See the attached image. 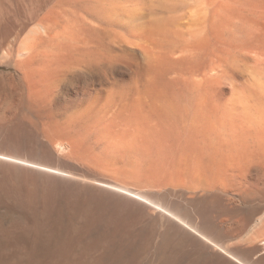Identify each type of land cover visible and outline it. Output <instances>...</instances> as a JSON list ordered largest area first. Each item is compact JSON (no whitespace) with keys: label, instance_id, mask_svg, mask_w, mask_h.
I'll list each match as a JSON object with an SVG mask.
<instances>
[{"label":"bare ground","instance_id":"bare-ground-1","mask_svg":"<svg viewBox=\"0 0 264 264\" xmlns=\"http://www.w3.org/2000/svg\"><path fill=\"white\" fill-rule=\"evenodd\" d=\"M58 1L76 16L26 27L10 51L46 64L26 97L13 83L21 110L0 114V211L12 216L8 224L0 218V264H264V84L222 88L213 65L174 78L191 55L211 51L218 0ZM227 2L219 4L217 22L234 16ZM250 22L239 28L244 37L263 36L264 24ZM96 68L113 80L81 97L70 86L66 106L54 111L66 79ZM171 68L176 83L165 77ZM174 88L178 94L167 97ZM247 97L256 99L259 115L249 112ZM149 119L184 156L179 171L171 166L182 178L161 193L135 181L161 172L144 169L142 149L130 144L132 129ZM127 156L134 170L102 165ZM234 222L248 231L227 236L251 245L257 262L219 236Z\"/></svg>","mask_w":264,"mask_h":264},{"label":"rangeland","instance_id":"rangeland-1","mask_svg":"<svg viewBox=\"0 0 264 264\" xmlns=\"http://www.w3.org/2000/svg\"><path fill=\"white\" fill-rule=\"evenodd\" d=\"M9 1H11V2H9ZM57 1L58 0H54V1L53 0H45V1H43V3H39V1L36 2L35 0H20V1L19 0H3L0 2V5H2L0 8V13H2V14H0V57L4 56V58H0V114H1V116L9 117V116L13 115L14 112L16 113L18 110H21V107L19 104L15 105L16 103H18L17 99L19 97L18 96L19 93L16 94L17 91L15 90L16 91L15 92L13 90L15 88V87L14 88L12 87L13 83L18 84L19 87L22 88V90L24 89V91L22 93L23 94L25 93V97H26V95L30 89L29 86L34 85V84H31V82H32L31 80L35 81L34 83L37 82V80H35L37 77L36 72L38 71V69L41 70V68L46 64V62H40V60L43 61L44 58L37 57L34 59H32V58L29 59L30 61L29 60L26 61L23 58L15 57L16 55L13 54V52H10L13 50V48H15V45L18 42V37L21 38V34H23L22 30L25 29L26 27L33 28L35 25H39L41 22H44L47 19L51 20V21L53 20L55 22L58 19L57 22L61 21V23H63L66 20V18L68 19V18H72L73 16L74 17L76 16V15H74V14H76V12H73V11H75L74 8H73V11H72L71 7H68L67 9H63L66 7H62L61 8L62 10H61L59 8L60 6L58 5L59 1L58 2ZM223 1L224 0H218V4H217L218 7H216L213 11L214 29H216L215 34H217V35H214L215 38H214L213 43H212L211 51L208 52V51H206V49H204L203 52L197 51L198 53H196V55L195 54L191 55V59H189V61H188V59H186L188 61V63H186V60L183 61L184 62L183 66H185L184 64H186L185 68L182 66L184 69L181 68L179 66V64L176 63L177 66H179L176 68L177 70L175 69V67L174 68L172 67V68L176 70L175 73L177 75L175 76V74L173 73L175 70H173L171 68L172 70L170 69L169 73H171V71H172V73L174 75L172 73L171 74L167 73L166 74L167 76L165 75V77H167V78L169 77L168 82L173 83L172 81L175 80L174 78L177 79L178 75L184 76L185 78L181 77V80H182V78L185 80L186 78L191 76V75L189 76V73H191V72L193 73L194 71H198V68L199 69H205L206 65H209V66L213 65L212 68L214 69L213 70L214 72L213 71L212 72L214 75L217 76V78H219L221 80L220 81V83H221L220 87H222V88H225V89L227 88L229 90L230 86L233 85L232 86L233 88L237 89L240 92H243L244 90H246V91L254 90V88H253L254 85H252V84H254L253 81L255 79L264 84V35L263 36H261L260 34L258 35V33L256 32L257 35L259 37H262V38H259L257 35H255L256 33L254 34V36H256V37L255 38L253 37V39H252V37H251V39H250V37L245 38L243 32L239 29V28H242L241 24L243 23V21L249 22L251 20L250 24L251 25L254 24L256 27H258L256 24H258V25L260 24L259 26H261V23L264 24V0H256V1H258V2L255 1L256 3L253 2L256 5L253 3L247 4L245 2L246 0H228V2H227L228 9H229L228 12L229 11L232 12V15H234V16H231L230 15L231 13H230L229 14L231 16L230 17L227 13L226 17L223 18V20H222L223 23L221 21H220L221 22L220 23V22H217L216 20L220 19V17H219L220 16L219 15V6L220 5L219 4L223 3ZM37 3L39 5H37ZM55 3H56V5H55ZM56 6H58V7H56ZM69 8L71 9V11ZM34 10H35V12H34ZM60 11L62 13L63 12L64 13L60 14ZM47 13L49 14V16H47L48 15ZM65 14H67V15L69 14V16H67ZM238 14H239V16H238ZM51 15H53V16H51ZM55 16H56V18H55ZM70 16H72V17H70ZM38 17H39V19H38ZM60 18H62L64 21H62V19H60ZM241 19H243V21H241ZM259 22H261V23H259ZM216 27H219L218 30ZM234 37L236 40L234 39ZM240 37L243 38L242 40H244L243 41L244 43L241 42L242 45L239 42V40L241 41ZM248 39H250V40H248ZM258 40H260L261 42ZM230 41H231V43H230ZM252 47H256L258 49H253ZM11 48H12V50H11ZM44 48L47 49L46 46H44L43 49ZM213 50H214V52H212ZM257 51H259V52H257ZM205 52H207V53H205ZM3 53H12L11 58L8 57L7 55L1 56ZM202 53L204 56L206 54L207 55L205 57L201 56L200 59H202V60L200 61L198 56H200L199 54L202 55ZM255 53L259 54V56H256ZM209 54L212 57L211 56L209 57ZM178 55L177 56L175 55V57L177 58ZM179 57H180V55H179ZM195 57H198L196 59H198L200 61V63H202L203 65L201 64V66H198L197 64L199 62L196 61V59H194ZM176 58H174V59H176ZM189 58H190V56H189ZM21 59H23V60L21 61ZM208 61L210 64L208 63ZM211 61L213 64H211ZM38 63H39V65H36ZM192 66H194V68H192ZM209 66H207V68H209ZM219 66H220V68H216ZM178 68L179 69L181 68L182 71L178 70ZM188 68H189V71H187ZM190 68L192 69V71H190L191 70ZM220 70L223 72H221ZM181 72H183V73H181ZM33 75H35L34 76L35 78H33ZM172 77H174V78H172ZM26 78H28V79H26ZM29 78H32V79L29 80ZM101 78H103V80ZM106 78H107V81L113 80V79H110L111 77L106 76L105 74H102L101 70H98V68H96V70L95 69H92V70L81 69V70H77V71L73 72L66 79V81L63 83V86H62L63 88L62 87L60 88V92H59L60 95L58 94V96L56 97V100H55L56 105H54L55 108H53V110L55 111V109L57 107L56 112L59 113L58 108L60 110V108L63 107L64 104H66V103H64L65 102L64 100L68 99V98L64 99V97H65L64 94L69 93L70 86H71V88H74V91L75 90L77 91V92L75 91L77 93V95L79 93V95L81 97L82 95H84V92H85V94L87 92H89L91 90V88H93V86L98 87L99 85L103 84L106 81ZM112 78H113V76H112ZM24 80H26L27 82ZM24 82H25V84H24ZM28 82H30V83H28ZM26 83L28 85H26ZM251 85L253 87H251ZM178 89H179V87H178ZM171 91H172V89H171ZM173 91L175 93H173V92H172V94L166 93L167 97H171V95L178 94V92H179V90H177V92H176V88H174ZM70 99L72 100L73 98H70ZM71 100H66V101L67 102L70 101L74 105L73 101H71ZM246 100L251 101L250 105H249V103L247 104V108H248L249 112L253 116L259 115V113H261L260 110L258 109L259 106L257 104V107L255 108V104H254L255 102H253L256 99L253 97H250V98L247 97ZM25 101H26V98H25ZM60 101L62 102V104ZM57 104H58V106H57ZM60 104L62 106H60ZM17 106L20 109H18ZM64 106H66V105H64ZM252 106H254V108L256 110L257 109L258 110L257 111L254 110V108ZM14 107L15 108L17 107L16 110H14ZM253 110L255 112H253ZM12 111H13V114H12ZM257 112H259V113H257ZM253 113H256V114H253ZM148 121H150V122H148ZM148 121L142 123L141 126H139L137 129H132V135H133V137L136 136L135 137L136 140L134 139V141H133L134 143H132V141L130 142L131 148L134 146V147L139 148V150L142 149L141 153L143 152L142 156L144 159L143 160V163H144L143 168L144 169L149 168V170H151L156 165L155 171L159 170L162 173L158 172L159 174H154V175L152 173V174H149L145 178H136L138 180H135V181L137 183H138V181H140L142 183V185L144 184L143 186H146V187H144L145 189H150V191H153V192L160 191V193H161V192H165L166 190H169L172 188V186H170V184H169V183H171L172 178H177V177L182 178V176L179 173L177 175L175 174V171L173 173V171H172L173 167H171V166L174 165V167L176 169L178 168V171H179V166L181 167L184 164V162H183V160H184L183 159L184 158L183 150H181L180 146L178 144L174 143L170 137L168 138V135H166V136L163 135L164 131L162 130L161 127H159L160 123H157L158 121H156L155 119H149ZM150 123L151 124L153 123L155 127L154 126H152L153 128L150 127L151 126ZM157 147H158V149H157ZM146 155H147V157H146ZM145 157H146V159H145ZM128 158L130 159L129 161H128V159L123 161L120 158H116L118 160H116V159L109 160L106 163L104 162L102 165H104V164L108 165L107 163H109L110 165L116 164V167H118V165H121V167H124V168L129 167L128 169H131L133 166L134 167L137 166L136 163L133 161L132 157L131 158L128 157ZM112 161H113V163L111 164ZM151 165H152V167H150ZM159 167L161 168V170L159 169ZM121 169L123 172L124 169L123 168H121ZM169 174H170V176H169ZM169 179H170V181H169ZM148 180H149V182H148ZM142 181H144V182H142ZM166 187H167V189H166ZM2 212L3 211L1 210L0 211V218L3 219V224H8L9 220L10 219L12 220V216L11 215L6 216L4 214V212L3 213ZM224 218L228 219L227 216L224 215L221 218L222 221ZM6 219H7V221H6ZM219 221H221V220L219 219ZM234 224H236V225H234ZM234 224L231 225L232 229H230L231 226H229V227L227 226L229 229H227V228L224 229L226 227V225H224V227L222 228L223 230L222 229H218V230L214 229L215 230L214 232L216 234H218L220 232L219 230H222L221 231L222 234H219V236L221 235L220 237H222L224 239V244L227 243V247L231 246L230 248L241 249L244 252L243 256L245 258L250 257L252 262H257V254H255V253L252 254V250H251L252 246L251 245L241 244L239 238H235L233 240V239H231L230 236H227L230 234V232L232 233L231 235H233V233H237L236 230L239 231L241 229V225L244 226V224H242V223L240 224V223L234 222ZM237 225L238 226L240 225V227H238ZM175 226L180 227V225H178V224H176ZM237 227L239 229H237ZM244 228H245L244 230H246V231L241 230L242 232L244 231L243 234L241 231H239L238 233H241L242 235H244L248 231V228L246 226ZM232 231H235V232H232ZM223 232H225L224 233L225 236H222V235H224ZM226 233H228V234H226ZM226 238L228 240H226ZM233 246H235V247H233ZM247 253H248V255H247ZM250 259H248V260H250Z\"/></svg>","mask_w":264,"mask_h":264}]
</instances>
